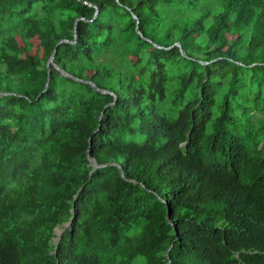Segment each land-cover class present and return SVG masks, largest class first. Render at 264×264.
Listing matches in <instances>:
<instances>
[{
	"label": "trees",
	"instance_id": "16d2710c",
	"mask_svg": "<svg viewBox=\"0 0 264 264\" xmlns=\"http://www.w3.org/2000/svg\"><path fill=\"white\" fill-rule=\"evenodd\" d=\"M259 173L264 0H0V264H226L192 211Z\"/></svg>",
	"mask_w": 264,
	"mask_h": 264
},
{
	"label": "clouds",
	"instance_id": "9594fccd",
	"mask_svg": "<svg viewBox=\"0 0 264 264\" xmlns=\"http://www.w3.org/2000/svg\"><path fill=\"white\" fill-rule=\"evenodd\" d=\"M227 3L228 0H220V5ZM94 7L96 8L97 6L94 5ZM97 13L98 11H96V14ZM134 17L138 19L135 14ZM75 41L76 40H74V42ZM61 42L62 41L59 43ZM172 46H178L181 53L188 57L184 49L181 47L180 42H176ZM57 48L58 46L51 56V58L53 57V61L50 62L51 58L48 61L49 65L51 63L54 64ZM196 60L204 67H208V65L212 62V60L204 58ZM235 62L239 65H244L239 60H235ZM48 84L49 82L47 85ZM176 134L182 135L184 138L179 143V149L168 157L162 168L156 170H167L168 174H174L180 170H184L185 176L188 179L190 176H188L186 172L189 168H191L189 165L192 161L193 147L191 142L186 138L183 129L182 131H177ZM260 147H262V145ZM90 160L94 168L107 165L97 163L91 157ZM121 170L123 176H125V172L122 167ZM199 180V178L195 177L193 181ZM192 186H194V184ZM215 186L220 185L208 181L206 184L207 192ZM204 195L209 196L208 193H205ZM210 198H212L209 200L211 204L209 203L208 205L207 202L202 207L206 214L192 211L193 229L196 234L198 236H210L214 231H217L222 234L223 238L232 240V245H236L238 247L241 245L242 247H240L239 250L234 251L233 256L227 260L226 264H255L254 257L257 255H264L263 173L255 175L248 183H240L235 188H231L228 185H222L220 189ZM165 202L167 201L165 200ZM74 217L75 216L63 225H59L55 228L56 234L54 239L59 240L61 238L65 229L72 224ZM176 232L179 233L178 229ZM172 247L173 245H170L166 252L165 260L167 264H173L170 257Z\"/></svg>",
	"mask_w": 264,
	"mask_h": 264
},
{
	"label": "rangeland",
	"instance_id": "374dc122",
	"mask_svg": "<svg viewBox=\"0 0 264 264\" xmlns=\"http://www.w3.org/2000/svg\"><path fill=\"white\" fill-rule=\"evenodd\" d=\"M18 40L21 42L20 38H18ZM34 44L36 45V41L34 40Z\"/></svg>",
	"mask_w": 264,
	"mask_h": 264
},
{
	"label": "water",
	"instance_id": "95a60500",
	"mask_svg": "<svg viewBox=\"0 0 264 264\" xmlns=\"http://www.w3.org/2000/svg\"><path fill=\"white\" fill-rule=\"evenodd\" d=\"M54 56V55H53ZM53 61V57L51 58L50 62Z\"/></svg>",
	"mask_w": 264,
	"mask_h": 264
},
{
	"label": "bare ground",
	"instance_id": "6f19581e",
	"mask_svg": "<svg viewBox=\"0 0 264 264\" xmlns=\"http://www.w3.org/2000/svg\"><path fill=\"white\" fill-rule=\"evenodd\" d=\"M48 67H49V69H50V65H49V63H48ZM75 220V219H74Z\"/></svg>",
	"mask_w": 264,
	"mask_h": 264
}]
</instances>
